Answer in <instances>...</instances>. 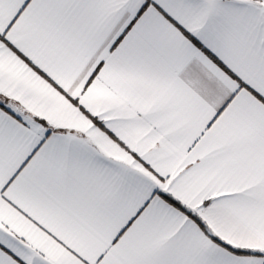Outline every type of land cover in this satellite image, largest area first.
Wrapping results in <instances>:
<instances>
[{
  "label": "snow or ice",
  "instance_id": "1",
  "mask_svg": "<svg viewBox=\"0 0 264 264\" xmlns=\"http://www.w3.org/2000/svg\"><path fill=\"white\" fill-rule=\"evenodd\" d=\"M0 264H264V0H0Z\"/></svg>",
  "mask_w": 264,
  "mask_h": 264
}]
</instances>
